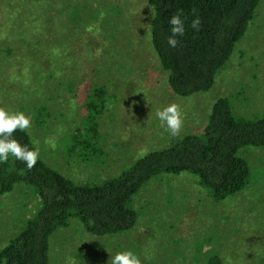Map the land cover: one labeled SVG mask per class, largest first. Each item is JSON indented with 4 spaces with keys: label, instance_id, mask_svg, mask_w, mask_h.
I'll list each match as a JSON object with an SVG mask.
<instances>
[{
    "label": "rangeland",
    "instance_id": "rangeland-1",
    "mask_svg": "<svg viewBox=\"0 0 264 264\" xmlns=\"http://www.w3.org/2000/svg\"><path fill=\"white\" fill-rule=\"evenodd\" d=\"M152 6L146 0H0V107L31 117L27 130L41 159L78 184L116 176L144 154L199 134L219 98L236 117L264 116V0L213 87L175 96L152 49ZM103 86L108 107L98 120L105 155L86 165L65 157L61 141L81 125L90 89ZM180 105L184 126L172 137L156 113ZM46 107L43 124L37 106ZM247 187L221 202L188 174L159 175L132 199L136 225L93 237L77 219L49 239L48 264H109L131 251L142 264H264V148L239 152ZM38 208L33 187L0 195V249Z\"/></svg>",
    "mask_w": 264,
    "mask_h": 264
},
{
    "label": "trees",
    "instance_id": "trees-1",
    "mask_svg": "<svg viewBox=\"0 0 264 264\" xmlns=\"http://www.w3.org/2000/svg\"><path fill=\"white\" fill-rule=\"evenodd\" d=\"M57 1V0H51ZM153 9L150 41L160 67L168 74L171 92L187 98L209 91L219 70L230 59L234 47L244 36L260 0H146ZM182 13L185 34L179 45L168 44L172 14ZM197 17L199 31L190 27ZM109 96L103 86L90 89L83 107V121L61 141L65 157L91 165L105 155L100 142L98 120L108 107ZM48 115L39 105L35 117L40 124ZM21 145L36 150L26 131L13 133ZM247 148H264V116L256 119L236 117L226 98L213 104L205 126L196 135H187L174 145L150 151L137 158L116 176L90 184H78L49 167L39 157L28 170L25 163L9 155L0 163V195L14 186L33 187L38 208L24 229L0 249V264H48L49 239L77 219L84 232L93 237L119 235L136 225L133 197L153 178L188 174L196 178L215 202L241 193L249 184L250 168L239 156ZM206 264H223L216 254Z\"/></svg>",
    "mask_w": 264,
    "mask_h": 264
},
{
    "label": "clouds",
    "instance_id": "clouds-1",
    "mask_svg": "<svg viewBox=\"0 0 264 264\" xmlns=\"http://www.w3.org/2000/svg\"><path fill=\"white\" fill-rule=\"evenodd\" d=\"M185 20L182 19V13L177 12L171 15L168 21L170 26V35L168 44L172 48L179 45L178 37H183L186 31ZM201 20L199 17L194 19L190 27L199 31ZM162 127L172 137H178L184 126V118L180 105L171 103L156 113ZM32 126L31 117L26 116L23 112L10 113L5 108L0 107V163H6L9 155L17 161L26 164L28 170H31L37 164L40 157L39 150H29L26 146L21 145L16 139H13V133L16 131H26ZM109 264H142L140 258L131 251H122L111 257Z\"/></svg>",
    "mask_w": 264,
    "mask_h": 264
}]
</instances>
